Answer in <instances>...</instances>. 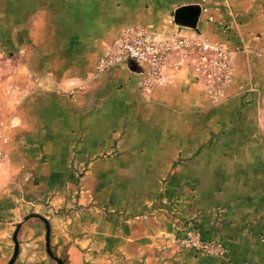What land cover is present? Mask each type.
Here are the masks:
<instances>
[{"label": "crops", "instance_id": "0c3cea01", "mask_svg": "<svg viewBox=\"0 0 264 264\" xmlns=\"http://www.w3.org/2000/svg\"><path fill=\"white\" fill-rule=\"evenodd\" d=\"M131 26L224 42V95L190 71L143 95L134 61L97 73ZM0 123V264L18 223L12 264H264L261 0H0ZM191 226L223 256L183 245Z\"/></svg>", "mask_w": 264, "mask_h": 264}, {"label": "built area", "instance_id": "2783aa9c", "mask_svg": "<svg viewBox=\"0 0 264 264\" xmlns=\"http://www.w3.org/2000/svg\"><path fill=\"white\" fill-rule=\"evenodd\" d=\"M233 53L224 42H213L200 35L174 34L158 40L145 26H131L125 28L100 56L95 70L102 73L128 61L143 65L139 73V88L143 95H149L153 86L161 83L168 74L194 72L204 78L207 94L215 103L224 95L232 79ZM5 131L6 126L0 123V164L8 140ZM189 229L182 240L183 245H190L203 255L223 256L225 249L218 240L204 241L198 230L192 226Z\"/></svg>", "mask_w": 264, "mask_h": 264}, {"label": "water", "instance_id": "95a60500", "mask_svg": "<svg viewBox=\"0 0 264 264\" xmlns=\"http://www.w3.org/2000/svg\"><path fill=\"white\" fill-rule=\"evenodd\" d=\"M198 12H199V8L197 6L180 7L179 9H177L175 11L174 19L179 24H183V25H186V26L193 27L195 25V22H196V19H197V16H198ZM30 217H38L40 219H43V217L41 215L32 213V214L27 215L24 218V220H26V219H28ZM46 225H47V223H46ZM19 226H20V224L18 223L16 225V228H15L14 232H13L12 239H13V242H14V248H13L12 256L9 259L7 264H12L14 262L16 256H17V253H18V243H17L16 236H17V232L19 230ZM46 250L51 255V251H50L49 243H48V231L46 233ZM56 261H57V264H62V261L60 259L56 258Z\"/></svg>", "mask_w": 264, "mask_h": 264}, {"label": "rangeland", "instance_id": "374dc122", "mask_svg": "<svg viewBox=\"0 0 264 264\" xmlns=\"http://www.w3.org/2000/svg\"><path fill=\"white\" fill-rule=\"evenodd\" d=\"M261 2H262V7H263V9H264V0H261Z\"/></svg>", "mask_w": 264, "mask_h": 264}]
</instances>
